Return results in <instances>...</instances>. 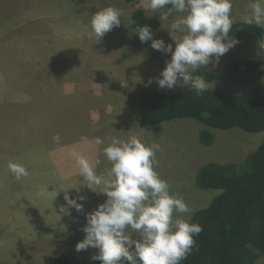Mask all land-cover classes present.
Masks as SVG:
<instances>
[{
  "label": "rangeland",
  "instance_id": "1",
  "mask_svg": "<svg viewBox=\"0 0 264 264\" xmlns=\"http://www.w3.org/2000/svg\"><path fill=\"white\" fill-rule=\"evenodd\" d=\"M252 2L233 0L236 22L243 21ZM109 5L124 11L121 25L95 46L93 42L83 46L86 38L95 40L85 25ZM138 8L155 19L153 38L174 49L167 31L171 21L162 24L160 14L147 9L146 0H0V264H54L63 253L86 258L99 253L92 247L76 251L85 236V214L107 198L84 185L76 154L99 158L98 172L110 169L102 153L106 137L136 135L159 143L157 171L171 191L185 196L192 216L221 191L201 188L196 181L199 169L211 161L242 163L263 142L264 132L211 128L194 118L141 126L144 94L180 93L190 85L158 86L171 53L153 49L151 40L145 47H135L132 13ZM237 40L218 64L202 68L215 74L209 81L213 90L242 94L264 86V73L254 81L230 76L237 62L258 58L264 63L259 39ZM69 87L75 92L69 93ZM205 129L215 135L210 145L200 141ZM98 137L104 139L103 145L96 144ZM10 161L22 163L28 177L17 180L8 168ZM44 185L52 191L41 195ZM77 189L86 198L78 200L83 211H61L68 207L64 191L75 198ZM132 236L139 238V233ZM258 264H264V255Z\"/></svg>",
  "mask_w": 264,
  "mask_h": 264
},
{
  "label": "clouds",
  "instance_id": "2",
  "mask_svg": "<svg viewBox=\"0 0 264 264\" xmlns=\"http://www.w3.org/2000/svg\"><path fill=\"white\" fill-rule=\"evenodd\" d=\"M146 7L152 14H160L162 24L171 21L167 31L175 43L173 49L163 39H154L148 25L136 29L142 43L151 40L153 49L171 53L160 74L162 78L156 81L158 86L172 89L178 84L190 85L197 95L212 89L214 84L194 73L210 63L218 64L220 57L239 43L229 35L236 22L232 16L233 0H146ZM123 15L124 11L115 6L101 8L91 17L88 35L95 37V43L100 42L106 33L121 25ZM242 19L245 24L264 29V0H253ZM258 46L264 52V37L258 40ZM105 139L108 143L102 153L111 164L110 169L98 172L99 158L92 160L76 154L84 185L107 197L85 214V236L76 244V251L96 248L99 253L91 259L102 264H181L197 248L195 238L203 226L192 222V209L185 196L171 191L170 183L157 171L161 145L136 135ZM95 142L103 145L105 141L98 137ZM8 168L17 180L29 175L22 163L10 161ZM68 190H63L68 207L61 211L67 213L69 208H75L82 212L81 202L86 198L78 189L77 197L70 198ZM51 191L44 185L40 194ZM132 232L139 233V238H133Z\"/></svg>",
  "mask_w": 264,
  "mask_h": 264
},
{
  "label": "trees",
  "instance_id": "3",
  "mask_svg": "<svg viewBox=\"0 0 264 264\" xmlns=\"http://www.w3.org/2000/svg\"><path fill=\"white\" fill-rule=\"evenodd\" d=\"M135 27L133 44L142 43L136 29L145 25L156 30L155 19L143 8L132 13ZM230 36L236 39H260L264 29L243 21L235 22ZM264 63L250 58L234 64L230 76L238 80L254 81L262 77ZM207 81L215 74L199 69ZM140 124L149 127L177 118H194L211 128H243L250 132H264V86L254 87L247 93L226 94L217 90L197 95L187 89L180 93L149 92L140 100ZM211 129L201 133L204 145L214 142ZM201 188L221 190L211 203L194 212L192 222L203 226L196 237L197 248L181 264H258L264 255V140L242 163L211 161L204 164L196 176ZM54 264H102L99 260L60 254Z\"/></svg>",
  "mask_w": 264,
  "mask_h": 264
},
{
  "label": "crops",
  "instance_id": "4",
  "mask_svg": "<svg viewBox=\"0 0 264 264\" xmlns=\"http://www.w3.org/2000/svg\"><path fill=\"white\" fill-rule=\"evenodd\" d=\"M57 20V19H56ZM61 21V20H60ZM89 22L90 21H88V23L85 25V28H86V31H87V33L89 32ZM78 35V34H77ZM91 37H93V36H91ZM27 42L29 43L30 42V40H27ZM91 42H93V46H95L94 45V42H95V40H93V39H90V38H86V42H85V45H83V46H85V47H89L92 43ZM31 43H29V45H30ZM72 80V77L70 76L69 77V81H71ZM75 89V88H74ZM74 89H72L71 87H69V90H68V92L69 93H73V92H75V90Z\"/></svg>",
  "mask_w": 264,
  "mask_h": 264
}]
</instances>
